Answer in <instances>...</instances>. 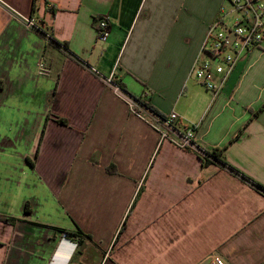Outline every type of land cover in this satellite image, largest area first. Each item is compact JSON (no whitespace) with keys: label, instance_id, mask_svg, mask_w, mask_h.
<instances>
[{"label":"crops","instance_id":"obj_1","mask_svg":"<svg viewBox=\"0 0 264 264\" xmlns=\"http://www.w3.org/2000/svg\"><path fill=\"white\" fill-rule=\"evenodd\" d=\"M0 1L44 25L0 6V264H264V42L213 103L192 74L229 0ZM92 68L227 167L158 146Z\"/></svg>","mask_w":264,"mask_h":264},{"label":"built area","instance_id":"obj_2","mask_svg":"<svg viewBox=\"0 0 264 264\" xmlns=\"http://www.w3.org/2000/svg\"><path fill=\"white\" fill-rule=\"evenodd\" d=\"M229 1L233 6L232 12L238 14V18L232 24H228L226 17L229 14L221 11L210 26L200 55L192 68V74L210 94L211 103L221 95L240 60L253 50L259 49L264 42V0ZM0 6L19 19L28 29L36 32H42L44 29L42 22L40 23L34 17L23 16L1 1ZM96 29L98 39L106 41L110 35L108 18H98ZM43 36L48 42L52 41L49 32L45 31ZM61 48L67 50L65 47ZM45 66L43 61L39 63L40 74L45 73ZM91 70L128 105L131 113L140 117L158 133V146L164 142H170L180 149L194 151L203 160L227 167L221 165L211 155L214 149L207 150L199 144L196 136L198 125H185L175 111L166 115L161 114L150 107L145 100L132 96L117 83L115 71L103 77L96 69ZM64 238H67V234H64ZM212 262L226 264L219 256H214Z\"/></svg>","mask_w":264,"mask_h":264},{"label":"trees","instance_id":"obj_3","mask_svg":"<svg viewBox=\"0 0 264 264\" xmlns=\"http://www.w3.org/2000/svg\"><path fill=\"white\" fill-rule=\"evenodd\" d=\"M51 43L53 44V45H55V46H57L58 48H61V47H65L67 50H68V48H67V46H66V43H60V42H58V41H56V40H53L52 39V41H51ZM69 51V50H68ZM148 105H150L149 103H148ZM151 107V106H150ZM153 108V107H152ZM221 165H226L227 166V164H226V162L225 161H223L222 160V158H221V156H222V153H221V151L219 152V150L218 149H214L213 150V153L211 154ZM207 162H208V160H204V164H207ZM254 185L259 189V190H261V191H263L264 192V187L263 186H261V185H259V184H256V183H254ZM1 219V218H0ZM6 221H10V222H12L13 221V219L12 220H6Z\"/></svg>","mask_w":264,"mask_h":264},{"label":"rangeland","instance_id":"obj_4","mask_svg":"<svg viewBox=\"0 0 264 264\" xmlns=\"http://www.w3.org/2000/svg\"><path fill=\"white\" fill-rule=\"evenodd\" d=\"M222 10L224 11V13L229 14L226 17V23L232 24L236 20V18H238V14L232 12L233 6L229 1L225 2Z\"/></svg>","mask_w":264,"mask_h":264}]
</instances>
